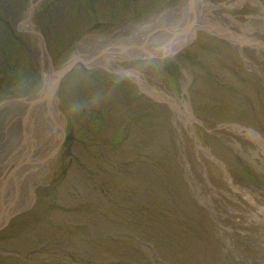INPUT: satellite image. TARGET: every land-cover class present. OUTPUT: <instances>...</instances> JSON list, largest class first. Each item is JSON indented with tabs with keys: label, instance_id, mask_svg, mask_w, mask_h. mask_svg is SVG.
Returning a JSON list of instances; mask_svg holds the SVG:
<instances>
[{
	"label": "rangeland",
	"instance_id": "obj_1",
	"mask_svg": "<svg viewBox=\"0 0 264 264\" xmlns=\"http://www.w3.org/2000/svg\"><path fill=\"white\" fill-rule=\"evenodd\" d=\"M1 197L0 264H264V0H0Z\"/></svg>",
	"mask_w": 264,
	"mask_h": 264
},
{
	"label": "bare ground",
	"instance_id": "obj_2",
	"mask_svg": "<svg viewBox=\"0 0 264 264\" xmlns=\"http://www.w3.org/2000/svg\"><path fill=\"white\" fill-rule=\"evenodd\" d=\"M189 26H190V24H189ZM185 27V26H184ZM184 27H182V28H184ZM220 28V27H219ZM178 28H174L173 29V31L174 30H176L175 31V34H173V33H171V34H173V39H172V41L173 40H175V39H179V38H181L182 36H178V35H180V33H183L181 30H177ZM185 29V28H184ZM221 31H223V30H221ZM179 33V34H178ZM223 33H224V31H223ZM225 33H227L229 36H230V34H229V32H225ZM157 38H161V36H157ZM141 41H143L142 43H140V44H138V46H137V48L140 50H143V51H149L148 49H146V46H145V44L144 43H147L146 41H148V38H147V36H145V38H143V40H141ZM172 41H169L165 46H164V53L165 54H169V53H171V50H173L174 51V49H176V47L178 48V46H176L175 47V45L177 44H179V40L177 41V43L175 44V42H172ZM139 42V41H138ZM182 44V43H181ZM119 46H116L112 51L111 50H107L106 52H108V53H111V54H113L114 56H116L114 53H116L115 51H116V49H120L119 51H121L122 49H125V50H129V47L128 48H122L121 49V46L118 48ZM151 52V51H150ZM157 53H158V51H157ZM80 54H83L82 52H80ZM81 56H79L78 57V59H77V61H81ZM99 58V57H98ZM92 62H94V59H92L90 62H89V64H86V65H90ZM96 64H97V62H95ZM100 63H102V64H104L105 63V59L104 58H100ZM98 65V64H97ZM63 80V79H62ZM48 86H49V88H51V89H49V91L50 92H52V88H54V84H52L51 82H50V84H48ZM49 92V93H50ZM48 95V94H47ZM158 95L160 96V93L158 92ZM49 97V96H48ZM162 99H165V96H163V97H161ZM45 102H43V104H41V101H38V100H35L34 102H33V104H32V106H30V109H29V111H28V113H27V115H26V117L24 118V129H25V132H24V135H23V142H24V144H23V146H22V149L24 150V153H22L21 155H20V162H19V165H18V167H17V169L15 170V171H13L12 172V175H11V178H10V180L9 181H4V182H2V188H5V187H7L8 185H6V184H9L11 181H14V183L16 184H18V183H20L21 182V180H22V178L23 177H25V176H27V175H29V174H33V172H34V170L35 169H37V165H39V164H44V163H46V160H49L51 157H53L54 156V154H55V151H53L52 149H50V151H48V154L50 153V158H44V159H36V158H33L32 156H33V154L34 153H32L33 152V150L36 148V138H34L37 134V136H39V135H43V133H50V134H53L54 133V131L52 130V129H50V127L49 126H47L45 129H43V126L42 125H37L36 124V119L37 118H46V120H48L49 119V117L50 116H52L53 117V119L55 120V121H58L59 122V117H57L56 116V114H54V112L53 111H51V109H50V106H51V104H52V102H50L49 103V101L48 100H44ZM46 105V106H45ZM175 107V106H174ZM58 118V119H57ZM62 127H64V126H61V128ZM63 129V128H62ZM61 129V130H62ZM39 132H38V131ZM45 130V131H44ZM44 131V132H43ZM62 132H60V131H56L55 132V138L57 137V139H59V136H62V134H61ZM36 134V135H35ZM47 137V136H46ZM43 143V142H42ZM40 144H41V142H40ZM55 149V148H54ZM32 154V155H31ZM23 158V159H22ZM22 159V160H21ZM46 159V160H45ZM20 169H22L21 171H20V173L19 174H17L16 172H18ZM13 176V177H12ZM20 176V177H19ZM22 177V178H21ZM21 179V180H20ZM11 185V184H10ZM9 185V186H10ZM13 189H15L16 190V195H14V196H16V200L18 199V194H20V189H19V187L17 188L16 186H13L12 187ZM13 196V197H14ZM1 200H3L2 199V197L0 198ZM251 199V198H250ZM251 200H253V199H251ZM254 201V200H253ZM2 202V206H1V211H0V227H1V224L3 223V218H8V217H10L11 216V211H12V209L10 210V208L13 206V203H14V201L13 202H11V203H8V202H4V201H1ZM254 204H255V202H254ZM258 206V205H257ZM261 208V212L262 213H264V208H262V207H260ZM6 218V219H7Z\"/></svg>",
	"mask_w": 264,
	"mask_h": 264
},
{
	"label": "water",
	"instance_id": "obj_3",
	"mask_svg": "<svg viewBox=\"0 0 264 264\" xmlns=\"http://www.w3.org/2000/svg\"><path fill=\"white\" fill-rule=\"evenodd\" d=\"M77 62H73L68 64L66 67H64L63 69H61L60 71H58L57 76H56V82L54 84V88H52V92H50L46 97H44V100H48L49 103L51 102L52 96L54 95V91H56L59 87V84L61 82V80L68 75L70 72H72V70L76 67ZM49 96V97H48Z\"/></svg>",
	"mask_w": 264,
	"mask_h": 264
},
{
	"label": "clouds",
	"instance_id": "obj_4",
	"mask_svg": "<svg viewBox=\"0 0 264 264\" xmlns=\"http://www.w3.org/2000/svg\"><path fill=\"white\" fill-rule=\"evenodd\" d=\"M158 51L161 52V53H163V51H164V46L162 45V46L158 49ZM144 55H145L149 60H151V59L154 57L155 53L150 52V51H146V52L144 53ZM132 71H133L132 69L125 70V71L123 72V75H124V76H128V75H130V74L132 73Z\"/></svg>",
	"mask_w": 264,
	"mask_h": 264
}]
</instances>
